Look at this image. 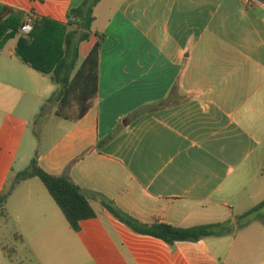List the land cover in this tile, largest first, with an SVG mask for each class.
<instances>
[{
  "label": "crops",
  "instance_id": "1",
  "mask_svg": "<svg viewBox=\"0 0 264 264\" xmlns=\"http://www.w3.org/2000/svg\"><path fill=\"white\" fill-rule=\"evenodd\" d=\"M75 1L0 0V12L66 25ZM101 7L98 97L38 158L97 213L73 230L88 264H264L260 219L171 246L134 233L102 203L144 223L192 227L236 223L264 201V0H101L95 13ZM19 35L3 46L11 60Z\"/></svg>",
  "mask_w": 264,
  "mask_h": 264
},
{
  "label": "rangeland",
  "instance_id": "2",
  "mask_svg": "<svg viewBox=\"0 0 264 264\" xmlns=\"http://www.w3.org/2000/svg\"><path fill=\"white\" fill-rule=\"evenodd\" d=\"M81 4L76 0L74 7ZM95 14L93 30L101 31L103 7ZM94 42L92 37L80 44V62ZM10 47L0 48V194L9 186L14 191L0 219V264H88L86 249L40 179L16 180V174L49 151L72 123L57 117L48 101L58 91L50 76L11 60ZM244 221L252 224L259 218L255 214ZM16 232L23 241L15 238ZM10 249H16L14 257Z\"/></svg>",
  "mask_w": 264,
  "mask_h": 264
},
{
  "label": "trees",
  "instance_id": "3",
  "mask_svg": "<svg viewBox=\"0 0 264 264\" xmlns=\"http://www.w3.org/2000/svg\"><path fill=\"white\" fill-rule=\"evenodd\" d=\"M100 1L83 0L79 7L70 8L66 25L50 17L38 16L27 36L19 35L22 27L28 23L24 11L11 9L6 15L4 8L0 12V48L19 35L16 57L34 70L49 75L51 81L58 86V91L48 101L54 104L56 115L66 120L82 119L98 97L100 51L104 34L94 31L93 24L96 21L95 8ZM92 37L95 42L80 62V44L90 41ZM110 139L111 136L100 145ZM32 178L40 179L45 185L75 232H81L83 221L97 217L82 188L67 174L55 175L47 172L39 164L38 157L32 160L29 169L16 174L19 182ZM13 191L14 187L9 186L0 194V219L5 217V208ZM102 199L103 206L110 214L134 233L160 239L171 246L177 242H198L232 235L236 227L241 229L249 224L244 221L245 218L255 214L260 220L264 219L263 201L238 216L236 223L228 219L223 222L180 227L165 223L159 218L152 223H144L108 199Z\"/></svg>",
  "mask_w": 264,
  "mask_h": 264
},
{
  "label": "built area",
  "instance_id": "4",
  "mask_svg": "<svg viewBox=\"0 0 264 264\" xmlns=\"http://www.w3.org/2000/svg\"><path fill=\"white\" fill-rule=\"evenodd\" d=\"M256 0H248V3L255 2ZM33 29V22L29 21L25 26L22 27V34L29 35Z\"/></svg>",
  "mask_w": 264,
  "mask_h": 264
}]
</instances>
